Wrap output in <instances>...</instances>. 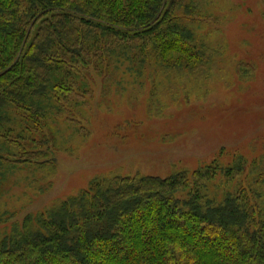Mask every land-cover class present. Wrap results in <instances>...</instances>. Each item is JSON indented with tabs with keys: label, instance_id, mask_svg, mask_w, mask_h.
Masks as SVG:
<instances>
[{
	"label": "trees",
	"instance_id": "1",
	"mask_svg": "<svg viewBox=\"0 0 264 264\" xmlns=\"http://www.w3.org/2000/svg\"><path fill=\"white\" fill-rule=\"evenodd\" d=\"M196 14L192 0H0V195L20 169L54 172L56 126L81 116L96 79L206 62ZM246 167L94 179L3 233L0 264H264L259 183L209 195Z\"/></svg>",
	"mask_w": 264,
	"mask_h": 264
},
{
	"label": "rangeland",
	"instance_id": "2",
	"mask_svg": "<svg viewBox=\"0 0 264 264\" xmlns=\"http://www.w3.org/2000/svg\"><path fill=\"white\" fill-rule=\"evenodd\" d=\"M192 2L190 26L206 62L152 77L153 69L137 77L124 63L110 80L96 79L81 116L56 126L54 172L29 167L10 175L0 195V237L100 178H166L242 158L245 173L220 174L209 195L258 182L264 196V0Z\"/></svg>",
	"mask_w": 264,
	"mask_h": 264
}]
</instances>
